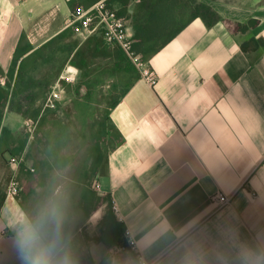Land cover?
Returning a JSON list of instances; mask_svg holds the SVG:
<instances>
[{"label": "crops", "instance_id": "0c3cea01", "mask_svg": "<svg viewBox=\"0 0 264 264\" xmlns=\"http://www.w3.org/2000/svg\"><path fill=\"white\" fill-rule=\"evenodd\" d=\"M98 1L0 0V138L5 127L24 140L31 119L36 130L42 121L36 137L47 143V151L36 144L34 159L22 153L20 167L6 155L19 194L7 201L0 178V264H23L21 217L36 222L52 207L58 218L45 222L43 238L71 264H140V257L148 264H264V0H199L220 21L208 27L192 19L152 55L146 62L155 86L136 69L114 72L119 48L104 40L98 46L99 34L83 39L66 27L75 8ZM105 1L124 12L132 38L144 0ZM115 74L131 84L109 109L123 141L108 150L104 174L97 157L73 170L49 150L63 141L52 134L61 129L56 116L71 95L82 100ZM55 90L63 99L48 106ZM76 104L91 113L87 103ZM219 194L226 204L217 203ZM121 244L126 249L110 253Z\"/></svg>", "mask_w": 264, "mask_h": 264}, {"label": "trees", "instance_id": "16d2710c", "mask_svg": "<svg viewBox=\"0 0 264 264\" xmlns=\"http://www.w3.org/2000/svg\"><path fill=\"white\" fill-rule=\"evenodd\" d=\"M141 10L144 13H139L140 15H136L133 19L135 32L132 37V46L144 62L148 61L152 55L173 39L192 19L200 18L208 27L220 21L218 14L209 5L199 0H144ZM118 15L124 17V12L118 13ZM225 24L228 27L233 25L229 22H225ZM254 25L255 22H251L248 27L252 28ZM238 27L241 30L242 27ZM95 36H100L97 39L99 46L104 39L101 34ZM113 57L117 60L113 67L114 72L123 71L126 74L133 73V70L136 69L120 48L114 50ZM73 65L79 66L75 60H73ZM130 87L131 84L122 89L120 95L109 106L110 110L119 103L120 96L124 95ZM109 115L110 112L108 111L105 120L101 123L100 131L93 135L97 142L96 171L103 174L107 169L108 150L115 149L123 141L121 134L112 125ZM2 119L3 115L0 114V128ZM41 125L42 121L41 124L39 123L37 132L40 131ZM37 132L31 140L29 135H26L24 140L18 141L14 139V134L10 130L3 127L0 138V158L2 161L6 162V155L18 156L22 153L27 154V159H34L35 151H40V141H35ZM36 144L39 148L34 150ZM37 168L39 167L37 166Z\"/></svg>", "mask_w": 264, "mask_h": 264}, {"label": "rangeland", "instance_id": "374dc122", "mask_svg": "<svg viewBox=\"0 0 264 264\" xmlns=\"http://www.w3.org/2000/svg\"><path fill=\"white\" fill-rule=\"evenodd\" d=\"M115 78L107 76V80L103 79L97 83L92 95L87 94L85 97L71 95L68 100V104L64 105L62 112H58L57 117H60L61 129L53 126L52 134L61 135L63 138L60 145H55L49 149L51 153H59L62 161H68L69 167L73 170L82 168L83 162L88 166L92 160L86 161V157H92L95 159L97 153L92 146L94 142V134L100 131L101 123L105 120L106 115L109 111V106L120 95L122 89L125 87L122 81V74H115ZM76 80L66 81L67 84H73ZM85 88H89L88 82H83ZM93 86V82H92ZM93 88V87H92ZM63 97L59 100H62ZM87 103L91 106V113H85L84 107L79 106L76 103ZM51 126V125H50ZM51 128V127H50ZM22 129L29 135L30 139L36 134L37 130L35 128H30L24 121ZM45 137V136H43ZM43 137H36L35 140L41 142L40 148L42 151H47V143L43 144ZM66 139V142L64 141ZM37 142V141H36ZM94 145V144H93ZM49 148V147H48ZM88 155V156H87ZM60 159V161H61ZM60 163V162H59ZM68 167V168H69ZM92 174V173H91ZM12 177V168L10 165L3 162L0 166V178L2 180L1 186L8 187L10 179ZM92 185L95 184V180L92 179Z\"/></svg>", "mask_w": 264, "mask_h": 264}, {"label": "built area", "instance_id": "2783aa9c", "mask_svg": "<svg viewBox=\"0 0 264 264\" xmlns=\"http://www.w3.org/2000/svg\"><path fill=\"white\" fill-rule=\"evenodd\" d=\"M66 27L72 28L73 31L82 37L87 39L92 35L101 34L106 44L110 46L119 47L135 66L140 74V77L144 79L149 85L155 86L157 83V75L150 68L148 62L141 60L140 56L135 52L132 46V38L129 35V28L127 21L119 16L117 12L108 6L105 0H100L89 7L79 6L70 14L66 21ZM73 72H70L72 74ZM73 79L70 75L68 80ZM72 81V80H71ZM61 98V91L55 90L47 99V105L53 106L56 101ZM26 124L30 128H35L37 122L29 119ZM25 162L24 155L11 157L9 164L14 167H20ZM95 189L99 190L100 186L97 182L93 185ZM19 194V182L16 176L10 179L6 200L10 201ZM218 204H226L227 198H224L219 194L216 198ZM114 211H117L115 205H113ZM125 237L127 239L128 246L135 250V243L128 230L125 231ZM126 249L125 245H118L111 248L110 253L113 254L116 251ZM140 264H148L143 261L142 257L139 258Z\"/></svg>", "mask_w": 264, "mask_h": 264}, {"label": "clouds", "instance_id": "9594fccd", "mask_svg": "<svg viewBox=\"0 0 264 264\" xmlns=\"http://www.w3.org/2000/svg\"><path fill=\"white\" fill-rule=\"evenodd\" d=\"M58 218V209L52 207L41 213L36 222L21 217L17 243L23 264H71L67 257H59L54 247L45 242L42 229L48 219Z\"/></svg>", "mask_w": 264, "mask_h": 264}, {"label": "snow or ice", "instance_id": "6c2138e0", "mask_svg": "<svg viewBox=\"0 0 264 264\" xmlns=\"http://www.w3.org/2000/svg\"><path fill=\"white\" fill-rule=\"evenodd\" d=\"M68 71H70V72H71V71H73V69H68Z\"/></svg>", "mask_w": 264, "mask_h": 264}]
</instances>
